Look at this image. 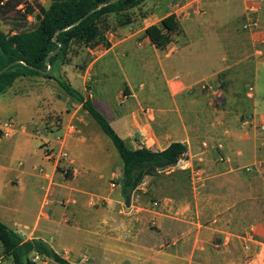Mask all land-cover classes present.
<instances>
[{
  "label": "crops",
  "instance_id": "crops-1",
  "mask_svg": "<svg viewBox=\"0 0 264 264\" xmlns=\"http://www.w3.org/2000/svg\"><path fill=\"white\" fill-rule=\"evenodd\" d=\"M252 2L264 7V0H146L132 24L105 32L109 46L74 44L55 68L130 150L182 143L203 181L175 166L145 178L127 202L123 161L82 104L53 79L22 77L0 95V125L18 126L0 142V222L69 264H264V169L245 170L264 161V131L242 122L264 114L251 87L234 78L252 62L240 41ZM169 16L181 32L167 46L152 43L147 29ZM224 19L227 44L217 40ZM247 33L258 71L264 45ZM203 83L218 88L210 93ZM45 148L66 150L69 160L47 157Z\"/></svg>",
  "mask_w": 264,
  "mask_h": 264
},
{
  "label": "trees",
  "instance_id": "trees-1",
  "mask_svg": "<svg viewBox=\"0 0 264 264\" xmlns=\"http://www.w3.org/2000/svg\"><path fill=\"white\" fill-rule=\"evenodd\" d=\"M111 1L52 0L49 8L45 9L35 7L28 0H0V21L12 26L9 33L0 27V73L12 65L0 75V95L22 77L53 79L71 99L82 104L117 149L123 161L122 194L129 202L132 193L145 178L157 176L160 171L176 166L186 155L187 147L182 143H173L162 152L130 150L106 118L57 73V63L66 62L74 44L90 48L109 46L105 32L132 24V11L146 0ZM21 5L25 7L24 11L20 10ZM29 16L36 17L35 28L28 27ZM111 17H114V25L110 22ZM180 32L175 17L169 16L161 26L148 28L146 34L152 43L167 46ZM0 244L4 256L13 264H35L28 258L31 254L39 256L42 261L69 264L43 241L24 242L2 222Z\"/></svg>",
  "mask_w": 264,
  "mask_h": 264
},
{
  "label": "built area",
  "instance_id": "built-area-1",
  "mask_svg": "<svg viewBox=\"0 0 264 264\" xmlns=\"http://www.w3.org/2000/svg\"><path fill=\"white\" fill-rule=\"evenodd\" d=\"M24 6H20V10L24 11ZM261 6L259 3H249L246 8V14H245V20L243 24V29L249 33H251L254 37L255 42H258L260 45H264V38L259 34L260 27H259V14H260ZM180 17V16H179ZM178 17V18H179ZM29 18H32V16H29ZM181 18V17H180ZM106 47V46H103ZM203 89L205 91H208L210 93L215 92V90L218 88V86H215L214 84H209V83H203ZM220 85V84H217ZM249 96L250 97H256L255 89L251 87L249 89ZM243 125L246 127H255L256 129H259L260 131H264V120L258 121L255 119V116H249L243 119ZM18 130V126L15 122L13 121H8L6 123H3L0 125V142L4 138L12 137L15 135V133ZM37 137L41 138V130L36 131ZM205 147H208V144H204ZM220 148V146H219ZM45 154L47 157L55 158L57 161H68L69 160V153L66 150H60L58 152L45 148ZM227 159H224L223 157L219 158V161H225ZM179 168L182 170H189L190 175L192 179H195L198 182H201L205 179V172L202 167H196L188 160L185 159V156H183L177 163ZM175 167V166H174ZM173 167H170L168 169H171ZM264 169V161H257L255 164L247 166L245 170L249 173L257 171V170H262ZM167 170V169H165ZM115 187V185H112ZM154 208L158 207V203L154 202L153 203ZM41 260L39 256L36 255V258L34 261ZM0 264H13L12 260L6 258L4 255L0 256Z\"/></svg>",
  "mask_w": 264,
  "mask_h": 264
},
{
  "label": "rangeland",
  "instance_id": "rangeland-1",
  "mask_svg": "<svg viewBox=\"0 0 264 264\" xmlns=\"http://www.w3.org/2000/svg\"><path fill=\"white\" fill-rule=\"evenodd\" d=\"M28 3H32L35 7H43V8H48L51 4H52V0H28ZM261 6V10H260V14H259V18H260V28H264V7L262 6V4L260 3ZM263 9V10H262ZM37 11L39 12V9L37 8ZM35 16H32L31 19H34ZM36 19H34L35 21ZM245 20V18H244ZM244 20H243V24H244ZM110 22H112V24L114 25L115 20L110 18ZM224 23L225 26L222 29H218L217 30V34L219 35V37H217V40H219V42H221L222 44L224 43H229L228 39H226L222 34L223 32H225L224 30H226L227 28L231 27V25L226 24V19H224ZM37 25L34 24L33 22V26L32 28H35ZM0 27L2 28V30L6 33H9L12 29L11 25H8L6 22L4 21H0ZM241 43L245 44L246 47L245 49H243L241 51L242 55L248 54L249 56L252 55L251 61L252 62H246L245 64H242V66L237 69V71H235V82L238 83V85H245L247 88L253 87L255 89V93H256V102H257V109L260 110V112L262 114H264V58L260 59L259 61L262 62L261 67L259 68L258 71H255L254 68V63L256 62V58L254 57V49H253V45L252 42L249 38V35L247 32H245V30L241 31ZM239 39V37H238ZM224 40L226 42H224ZM234 43H237V40L234 41ZM240 54V55H241ZM238 55V54H237ZM247 56V55H246ZM237 59H242V57L240 56ZM236 59V60H237ZM251 65V72L249 69V66ZM234 74V73H233ZM227 75L223 74V80H226ZM28 81L33 82V83H37V84H44L45 81H47L46 79L39 77V78H27ZM223 85H228V82H224ZM246 88V90H247ZM258 132H263L260 131L259 129H257ZM106 139L108 140L109 143L112 142L111 140L105 136ZM3 249L2 246L0 244V256H3ZM31 260V259H30ZM35 263V262H34ZM37 264H43L42 261H38Z\"/></svg>",
  "mask_w": 264,
  "mask_h": 264
},
{
  "label": "water",
  "instance_id": "water-1",
  "mask_svg": "<svg viewBox=\"0 0 264 264\" xmlns=\"http://www.w3.org/2000/svg\"><path fill=\"white\" fill-rule=\"evenodd\" d=\"M116 1H117V0H112L111 3H114V2H116ZM56 52H57V51H56ZM56 52H55V53H56ZM50 56H51V55H49V57H50ZM49 57H48V58H49ZM11 66H12V65H10V66H8L7 68H5V69L0 73V75L3 74L5 71H7Z\"/></svg>",
  "mask_w": 264,
  "mask_h": 264
}]
</instances>
